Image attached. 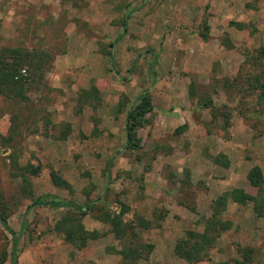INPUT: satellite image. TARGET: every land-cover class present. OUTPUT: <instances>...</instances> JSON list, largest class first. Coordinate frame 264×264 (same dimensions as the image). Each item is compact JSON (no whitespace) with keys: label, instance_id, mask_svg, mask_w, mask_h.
I'll return each mask as SVG.
<instances>
[{"label":"rangeland","instance_id":"374dc122","mask_svg":"<svg viewBox=\"0 0 264 264\" xmlns=\"http://www.w3.org/2000/svg\"><path fill=\"white\" fill-rule=\"evenodd\" d=\"M232 22L248 27L239 30ZM260 46L264 0H0V50L19 47L35 59L22 71L29 99L0 96V192L19 235L18 264H124L117 254L123 242L114 232L138 216L152 222L148 230L137 227L141 240L155 245L139 264H186L175 244L189 230L203 232L217 197L234 188L257 193L247 174L255 165L264 172V102L242 87L252 72L243 66L244 54ZM92 86L99 97L81 100ZM145 91L154 110L139 130L143 148L131 152L124 148L126 111L117 105L126 96L130 107ZM218 110L229 114L226 129ZM66 124L71 132L62 139ZM10 136L11 142L2 139ZM14 150L21 165L42 167L31 178L33 198L22 194L21 178L11 176ZM220 153L229 157V168L213 163ZM51 169L68 188L52 184ZM45 194L84 205L95 200L111 211L113 224L97 220V210L83 216L87 230L106 235L77 249L55 229L67 209L27 212ZM122 204L130 211L120 217ZM220 217L232 228L196 264H234L242 260L241 248L254 251L251 264H264V218L253 204L230 200ZM12 246L0 225V253Z\"/></svg>","mask_w":264,"mask_h":264},{"label":"trees","instance_id":"16d2710c","mask_svg":"<svg viewBox=\"0 0 264 264\" xmlns=\"http://www.w3.org/2000/svg\"><path fill=\"white\" fill-rule=\"evenodd\" d=\"M127 16L123 22L124 31L128 28ZM239 30H244L248 27V24L242 22H232ZM210 27L207 23L204 25V32L201 36L204 40L208 39V31ZM228 47H233L230 40L225 43ZM114 44H111V47ZM243 66L251 67L250 73L246 76V82L248 83L246 92L252 90L256 93L258 104L261 105L264 102V46H260L253 51L246 52ZM110 61L113 62V53H109ZM40 58V57H39ZM38 58V59H39ZM40 58L37 62V69L43 70L45 60L41 61ZM157 60H155V63ZM35 59L32 54L22 48H2L0 50V96L7 99H18L20 101H27L29 98L26 94L28 84V76L22 74L23 70H26L24 66H35ZM154 65V63H153ZM27 71V70H26ZM34 71V69H32ZM190 96H195L193 85L190 88ZM100 90L97 86H92L89 90H83L79 96L85 102L91 100L94 96L99 97ZM117 109L119 112L126 111L125 119V133L126 142L124 148L128 151H139L143 148L142 139L139 136L140 128L144 127L150 121L148 115L154 110L153 99L148 91L143 92L132 105L128 106V98L124 96L118 103ZM220 115L225 119L223 129L229 127L230 117L229 114L218 110ZM257 113V112H256ZM257 115L255 114V117ZM66 131L62 134L61 138L65 139L71 132V124H66ZM187 128L186 125L176 128L174 134L178 135ZM3 140L11 142L12 138L3 137ZM160 146L155 148L158 152ZM16 150L9 154L11 161V176L19 177L22 181L21 192L24 196L33 198V177L38 176L42 167L40 165H34L28 162L26 165H21L18 155L15 154ZM213 163L224 168L230 167V159L224 154L220 153L213 158ZM112 159L109 161L110 165ZM52 184L59 188H68L69 184L67 180L56 170L51 169L49 173ZM247 180L251 187L257 189L255 195L248 193L243 188H234L219 195L213 203V215L211 218L204 221L203 232L187 231L186 235L179 239L174 247L175 255L186 262V264H196L209 258V249L214 245L215 239L220 237L223 233L232 228L230 221H223L221 215L226 211L228 202L231 200L237 204L244 205L248 202L253 204V211L255 214L264 218V172L258 165L253 166L248 174ZM97 201L90 200V204H80L78 201L66 200L58 196H52L49 194L42 195L38 198H34L32 203L27 207V212L35 207H45L52 210L67 209V214L56 224V231L63 237V240L68 244L82 249L86 247L89 241L97 240L105 233L98 231H89L86 229L82 218L83 216L93 212L99 211L100 214L95 218L104 224H113L114 216L110 210H102L97 207ZM100 209V210H98ZM101 211V212H100ZM130 211V208L122 204L120 217ZM11 207L5 202L3 195L0 192V225L8 232L12 237V250H3L0 253V264H4L7 260L11 259V264H18V242L19 235L10 227L8 219L11 216ZM152 222L144 217L138 216L136 223H123L121 228L116 230L114 237L116 240L123 242L122 248L117 251V254L121 256L124 264H139L142 259H148L155 249V245L147 242H143L136 231L137 227H141L144 230L150 229ZM241 256V261H236L234 264H251L254 251L251 248H241L238 251ZM220 264H231L230 262H221Z\"/></svg>","mask_w":264,"mask_h":264},{"label":"built area","instance_id":"2783aa9c","mask_svg":"<svg viewBox=\"0 0 264 264\" xmlns=\"http://www.w3.org/2000/svg\"><path fill=\"white\" fill-rule=\"evenodd\" d=\"M23 73H26L25 70H23Z\"/></svg>","mask_w":264,"mask_h":264},{"label":"crops","instance_id":"0c3cea01","mask_svg":"<svg viewBox=\"0 0 264 264\" xmlns=\"http://www.w3.org/2000/svg\"><path fill=\"white\" fill-rule=\"evenodd\" d=\"M73 131H74V128H73ZM38 138V137H37Z\"/></svg>","mask_w":264,"mask_h":264}]
</instances>
